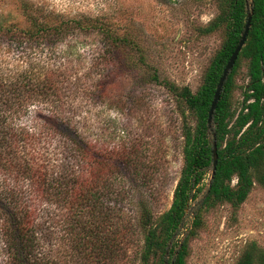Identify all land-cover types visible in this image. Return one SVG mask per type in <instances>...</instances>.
Listing matches in <instances>:
<instances>
[{
    "label": "trees",
    "instance_id": "1",
    "mask_svg": "<svg viewBox=\"0 0 264 264\" xmlns=\"http://www.w3.org/2000/svg\"><path fill=\"white\" fill-rule=\"evenodd\" d=\"M3 1L17 15L11 20L0 15L2 264H116L125 233L118 209L110 205L120 196L113 188L117 166L134 163L133 155L127 149L87 141L75 116L77 108L68 105L71 85L77 87L83 79L72 81L65 60L76 53L71 42L90 37L100 45L95 51L97 71L102 64L109 71L116 57L128 59L138 49L135 41L111 16L69 18L31 0ZM220 7V15L203 32L224 28L226 37L200 91L193 95L188 88L163 83L193 114L196 124L194 129L182 127L183 167L169 210L155 219L146 205H140L136 221L142 237L140 264H187L202 210L221 204L237 210L251 193L254 171L264 163V0H222ZM249 13L245 45L208 129L216 86ZM37 54L46 55L45 60L32 61ZM6 55L13 56V67L3 59ZM52 59L56 61L51 63ZM241 59L248 63V83L236 114L231 93ZM139 60L145 64L142 55ZM97 76H87L90 85L83 94L95 93L104 101L113 93L112 73ZM32 108L39 109L36 124H21ZM214 142L217 164L212 175ZM208 176V189L199 199ZM188 215L192 230L185 228ZM236 264H264V251L252 244Z\"/></svg>",
    "mask_w": 264,
    "mask_h": 264
},
{
    "label": "rangeland",
    "instance_id": "2",
    "mask_svg": "<svg viewBox=\"0 0 264 264\" xmlns=\"http://www.w3.org/2000/svg\"><path fill=\"white\" fill-rule=\"evenodd\" d=\"M31 1L69 18L111 16L138 48L129 53L128 59L116 57L110 73L103 64L97 71L95 51L100 45L90 37L71 42L76 53L65 61L72 81L83 79L77 87L71 85L68 105L77 108L75 116L83 124L87 141H98L101 147L119 151L127 149L133 155L134 163L117 166L113 188L120 196L109 205L118 209L122 217L119 224L125 233L116 264H140L142 237L136 227L140 205H146L155 219L169 210L183 167L182 127L187 124L194 129L196 124L193 114L163 83L188 88L193 95L200 91L204 74L226 37L224 28L203 32L220 15L222 0ZM0 15L11 20L17 14L0 0ZM141 55L145 64L139 60ZM45 56L32 55V61H42ZM3 59L8 67L15 65L13 56ZM247 65L241 59L234 76L231 109L236 114L248 83ZM91 73L94 77L95 73L97 77H110L112 73L113 93L106 100L98 99L95 93L83 94L89 88L87 76ZM38 112V108L30 109L21 124H36ZM262 179L264 163L254 171L251 193L237 210L229 204L202 210L200 228L189 244L187 264H236L252 244L264 251ZM209 180L208 176L199 199L206 193ZM235 184L234 178L231 185ZM192 221L188 215L185 228L192 230Z\"/></svg>",
    "mask_w": 264,
    "mask_h": 264
},
{
    "label": "water",
    "instance_id": "3",
    "mask_svg": "<svg viewBox=\"0 0 264 264\" xmlns=\"http://www.w3.org/2000/svg\"><path fill=\"white\" fill-rule=\"evenodd\" d=\"M250 22H251V13L248 14L247 16V21H246V24H245V28H244V32L239 40V43L237 45V47L235 48L233 54L231 55V57L229 58L226 66L224 67L223 69V72H222V75L219 79V82L216 86V90H215V93H214V96H213V100L211 102V105H210V108H209V112H208V117H207V126H208V129H211L212 127V121H213V116H214V112L216 110V107H217V104H218V101L220 99V96H221V93H222V89H223V86L226 82V79L230 73V71L232 70L237 58H238V55L240 54L242 48L244 47L245 45V42H246V39H247V36H248V32H249V28H250ZM212 159H213V169H212V175H214L215 173V169H216V164H217V152H216V144L215 142L213 143V146H212Z\"/></svg>",
    "mask_w": 264,
    "mask_h": 264
}]
</instances>
